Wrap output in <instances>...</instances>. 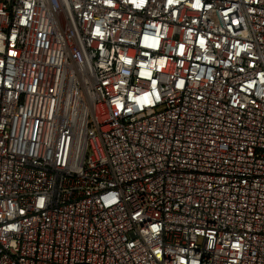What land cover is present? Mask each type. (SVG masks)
<instances>
[{"label":"built area","instance_id":"built-area-1","mask_svg":"<svg viewBox=\"0 0 264 264\" xmlns=\"http://www.w3.org/2000/svg\"><path fill=\"white\" fill-rule=\"evenodd\" d=\"M0 264H264V0H0Z\"/></svg>","mask_w":264,"mask_h":264}]
</instances>
